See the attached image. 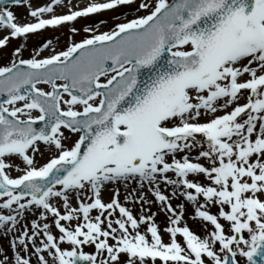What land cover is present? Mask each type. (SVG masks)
I'll return each instance as SVG.
<instances>
[{"label":"snow or ice","instance_id":"1","mask_svg":"<svg viewBox=\"0 0 264 264\" xmlns=\"http://www.w3.org/2000/svg\"><path fill=\"white\" fill-rule=\"evenodd\" d=\"M0 60V264H264V0H0Z\"/></svg>","mask_w":264,"mask_h":264},{"label":"rangeland","instance_id":"2","mask_svg":"<svg viewBox=\"0 0 264 264\" xmlns=\"http://www.w3.org/2000/svg\"><path fill=\"white\" fill-rule=\"evenodd\" d=\"M41 2H43V0H41ZM76 2H77V0H73V3H76ZM84 2H86V0L85 1H80L81 6H83ZM13 10L18 15V17H24L26 15V12H27L26 7H24V6L14 7ZM120 10L121 9H118L117 11L119 12ZM125 13H128V9H126ZM130 14H134V13H130ZM104 15L107 16V15H109V13H104ZM119 18L123 19V16H120ZM80 23H83V21H80ZM67 35H68V33H67V27L66 26L63 27V28L56 29V30L49 29V30H46V31H42L36 36H30L29 37L28 42H27L28 49H29V51H31L33 46H36L37 42L40 41V40H43V39L44 40L52 39L53 40L52 47L63 48V46L65 45V38H66ZM56 37L59 38V44L58 45L55 43V38ZM80 38H81V35H77L75 37V39H77V40H79ZM16 43H17L16 41L12 42L13 45H15ZM6 51H10V48L7 49ZM50 51H51V48H49L43 54L47 55V54H49ZM25 55L27 56L28 52H25ZM6 62H7L6 60H0V63H6ZM73 139H74V137H73ZM46 157H47V152H45V158ZM38 159H40V158L38 157ZM15 174L16 173H13V175H15ZM123 195H124V190H123V188H121V199L123 198ZM103 196H104L105 200H108L109 197H110V189L106 190L103 193ZM213 211H215V209H213ZM160 219L162 220L163 218L161 217ZM188 222L194 229L199 230V225L196 222H194L191 219ZM85 250L86 251H91V249H87V248Z\"/></svg>","mask_w":264,"mask_h":264}]
</instances>
